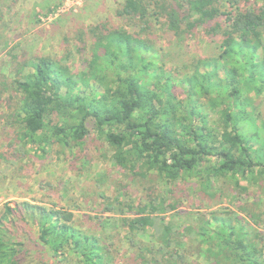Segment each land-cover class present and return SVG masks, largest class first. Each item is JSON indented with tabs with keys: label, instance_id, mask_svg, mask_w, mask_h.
Returning <instances> with one entry per match:
<instances>
[{
	"label": "trees",
	"instance_id": "16d2710c",
	"mask_svg": "<svg viewBox=\"0 0 264 264\" xmlns=\"http://www.w3.org/2000/svg\"><path fill=\"white\" fill-rule=\"evenodd\" d=\"M114 18L116 24L101 20L72 38L77 53H90L81 71L72 67L68 39L63 56L34 55L30 62L19 44L8 49L5 32L0 35V54H7L0 95L9 93L4 120L15 139L43 152L71 148L87 139L91 122L114 163L135 176L264 180V122L258 124L251 97L264 91V0H123ZM197 34L221 38V53L194 60L184 73L168 69L158 39L181 42ZM212 111L219 113L213 124ZM147 190L144 202L119 203L120 212H131L118 220L140 264H264V236L255 230L261 219L254 225L234 214L213 213L214 222L202 219L183 231L165 225L154 245L136 243L165 209L155 187ZM74 220L64 209L6 205L0 264H44L27 260L24 239L32 237L23 223L59 264H113L109 246ZM186 237L195 243L191 252L180 246Z\"/></svg>",
	"mask_w": 264,
	"mask_h": 264
},
{
	"label": "rangeland",
	"instance_id": "374dc122",
	"mask_svg": "<svg viewBox=\"0 0 264 264\" xmlns=\"http://www.w3.org/2000/svg\"><path fill=\"white\" fill-rule=\"evenodd\" d=\"M121 1L46 0L44 4L51 3L48 9L39 11L37 7L32 10L34 0H0V35L5 32L8 49L19 44L18 49L28 53L30 62L34 55L63 56L66 46L63 40L68 39L73 53L72 67L74 71H81L86 68L90 53H77L72 38L101 20L116 24L114 11ZM156 43L164 49L162 60L166 67L177 68L180 73L185 72L186 66L193 65L194 60L218 56L222 51L221 38L208 39L202 34L181 42L165 36ZM6 57L2 52L0 61ZM4 72L9 77V70ZM8 95H0V213L6 205L16 207L23 202L73 212L78 229L99 235L109 246L113 264H140L138 250L130 245L118 220L120 214L131 212H120L119 203L144 202L147 188L152 185L165 203V209L154 214V227L144 235H137L136 243L154 245L155 235L161 233L165 225L172 227L173 224L175 230L183 231L189 225L197 226L202 219L214 222L213 213L219 218L234 214L254 225L261 219L255 230L264 236V180L259 175L251 181L241 179L238 184L239 178L209 180L196 174L173 182L157 174L135 176L114 163L112 151L97 137L91 122L87 139L71 148L56 145L43 152L37 145L24 146L15 139L12 127L5 124ZM251 97L260 125L264 122V91L260 96L251 93ZM208 115L211 124L219 119L218 112ZM10 143L12 148L8 147ZM171 205H175L176 210ZM23 225L24 235L30 233L32 237L24 239L27 260L36 257L39 263L59 264L40 245L38 234L31 231V226ZM186 239L180 246L191 252L195 243L189 241V237ZM200 262L210 264L204 259Z\"/></svg>",
	"mask_w": 264,
	"mask_h": 264
},
{
	"label": "crops",
	"instance_id": "0c3cea01",
	"mask_svg": "<svg viewBox=\"0 0 264 264\" xmlns=\"http://www.w3.org/2000/svg\"><path fill=\"white\" fill-rule=\"evenodd\" d=\"M34 1H36L34 4H33V6H32V10L34 9L35 10V8L37 9V10H39V11H41V9L42 10H46V9H48V7H49V5L51 4V3H48V4H44V2L46 1V0H34ZM38 1V2H37ZM57 1H59V0H57ZM44 4V5H43Z\"/></svg>",
	"mask_w": 264,
	"mask_h": 264
}]
</instances>
